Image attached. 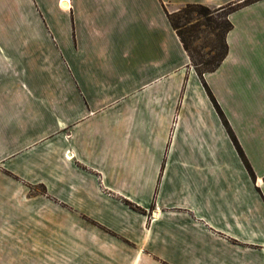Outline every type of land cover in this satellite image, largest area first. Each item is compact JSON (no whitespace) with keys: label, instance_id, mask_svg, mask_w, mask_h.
Instances as JSON below:
<instances>
[{"label":"crops","instance_id":"0c3cea01","mask_svg":"<svg viewBox=\"0 0 264 264\" xmlns=\"http://www.w3.org/2000/svg\"><path fill=\"white\" fill-rule=\"evenodd\" d=\"M69 1L44 0L59 40L36 0H0V264H264V0L203 75L251 173L162 6L175 49L151 27L134 72L86 87Z\"/></svg>","mask_w":264,"mask_h":264},{"label":"rangeland","instance_id":"374dc122","mask_svg":"<svg viewBox=\"0 0 264 264\" xmlns=\"http://www.w3.org/2000/svg\"><path fill=\"white\" fill-rule=\"evenodd\" d=\"M36 2L42 10L43 20L55 27L57 21L53 18L54 14H47L53 7H48L44 0ZM133 5L145 8V13L136 16L131 10ZM156 6L160 8L162 6L165 12L172 14L171 20L178 27L195 62L212 61L222 52V27L226 23L227 11L204 16L199 9L184 10L185 6L176 3L164 4L162 0H84L80 11L82 20L80 29L74 31L72 28L73 43L77 44L78 48L81 47L84 59L82 72H75L76 75L83 74L82 85L86 87L92 85L85 80L95 79L96 71H101V75L117 69L123 74L134 72L132 41L138 40L142 44L148 41L150 37L148 31L151 27L156 30V35H151V41L153 38L159 40L161 36L169 49H175L171 35L164 29L163 19L160 21L156 13ZM45 14L48 15V19L45 18ZM96 16L100 20L95 24ZM54 33L60 40L61 33L57 26ZM72 68L75 70L74 64ZM220 111L224 116L221 109Z\"/></svg>","mask_w":264,"mask_h":264},{"label":"trees","instance_id":"16d2710c","mask_svg":"<svg viewBox=\"0 0 264 264\" xmlns=\"http://www.w3.org/2000/svg\"><path fill=\"white\" fill-rule=\"evenodd\" d=\"M256 1H259V0H242L241 2H235V3H231V4H228L226 6H223V7H220V8H216V9H211L209 7H206V6H203V5H195V4H190V5H186L184 10L185 9H199L202 14L204 16H207V15H211L215 12H218V11H227L226 13V23L225 25L222 27V37H221V48H222V52L215 58L213 59L212 61H199V62H195L194 59L192 58V56L189 54V50H188V47L185 43V40L183 39L182 37V34L179 32L178 30V27L173 23V21L171 20V16L172 14H169L166 12V15H167V18H168V21L170 22L172 28L174 29V31L176 32L184 50L186 51V53L188 54L189 56V59H190V63L192 64L196 74L198 75L199 79L202 81L204 87L206 88L207 90V93L209 94V97L210 99L212 100V102L214 103L225 127L227 128L228 132L230 133V136L232 138V141L234 143V145L236 146L237 150H238V153L240 154L242 160L244 161V163L246 164L248 170L250 171L251 173V169L248 165V163L246 162L245 160V157L242 153V150L240 149L236 139L234 138V136L232 135L229 127H228V124H227V121L225 120L224 116L222 115L219 107L217 106L214 98L212 97L208 87L205 85L204 81H203V75L205 73H210V72H213L215 71L221 64L222 60L225 58L226 56V53H227V45H226V41H225V37H226V34L229 32V30L231 29V24L228 20V16L237 11L238 9L244 7V6H247V5H250ZM220 28V27H219Z\"/></svg>","mask_w":264,"mask_h":264},{"label":"bare ground","instance_id":"6f19581e","mask_svg":"<svg viewBox=\"0 0 264 264\" xmlns=\"http://www.w3.org/2000/svg\"><path fill=\"white\" fill-rule=\"evenodd\" d=\"M60 6L62 9L66 10L70 8V1L69 0H60ZM63 3V5H62Z\"/></svg>","mask_w":264,"mask_h":264}]
</instances>
